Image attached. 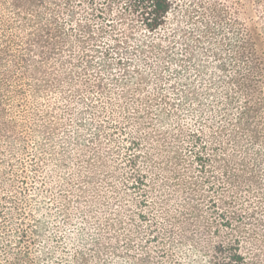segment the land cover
Returning <instances> with one entry per match:
<instances>
[{
  "label": "rangeland",
  "instance_id": "rangeland-1",
  "mask_svg": "<svg viewBox=\"0 0 264 264\" xmlns=\"http://www.w3.org/2000/svg\"><path fill=\"white\" fill-rule=\"evenodd\" d=\"M14 1L0 264H188L237 236L264 264V0H175L151 34L134 0ZM245 77L260 147L239 122Z\"/></svg>",
  "mask_w": 264,
  "mask_h": 264
},
{
  "label": "trees",
  "instance_id": "trees-1",
  "mask_svg": "<svg viewBox=\"0 0 264 264\" xmlns=\"http://www.w3.org/2000/svg\"><path fill=\"white\" fill-rule=\"evenodd\" d=\"M14 3L17 7L20 5L27 6V0H15ZM132 5L135 7V10L140 16V24L143 25L144 30L148 34H151L158 31L164 24L168 13L176 5V2L175 0H134V3ZM117 43H120V41H117ZM5 54L6 49L4 47H1L0 57ZM8 76L9 72H4L2 76H0V90L4 87L5 81L8 79ZM1 77H3L5 81ZM244 79L247 82V85H245L246 87H243L245 94V103L241 111L242 116H240L239 122L245 123L247 129H249L248 135L251 143H255L256 146L260 147L262 146L260 144L263 138L259 136V129L258 127L254 126L252 121L257 118V115L260 111L258 110V108L262 105V99L258 100L259 98H261V93L260 90L256 87L255 81H252L253 77H245ZM1 108L2 107L0 103V134L6 137L8 130L5 128L6 125L2 121ZM195 158L197 160H203V154L198 153ZM200 166H202V163ZM212 202L215 203L216 201L213 200ZM226 222L229 223V219H226ZM152 238H156V236L153 235ZM126 244L129 245V241H126ZM199 245L203 249L195 245L193 249L190 250V255H188V264H255V262H250L251 259H248L245 254L242 253L238 236L227 242L219 241L218 243L207 248L205 247L206 245L204 246L200 243ZM158 251V255L160 256L167 255L168 253V251H166V249L162 246L158 248ZM117 256L118 258L121 257L120 255ZM83 257L84 256H82V258ZM138 260L140 261V264H152L151 255L147 253L145 254V256L139 257ZM113 261L117 263L119 262V259H113Z\"/></svg>",
  "mask_w": 264,
  "mask_h": 264
}]
</instances>
